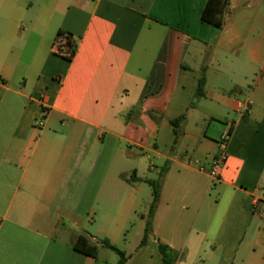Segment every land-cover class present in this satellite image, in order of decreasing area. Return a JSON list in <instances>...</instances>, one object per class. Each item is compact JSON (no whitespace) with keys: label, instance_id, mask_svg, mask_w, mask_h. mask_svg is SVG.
Listing matches in <instances>:
<instances>
[{"label":"crops","instance_id":"0c3cea01","mask_svg":"<svg viewBox=\"0 0 264 264\" xmlns=\"http://www.w3.org/2000/svg\"><path fill=\"white\" fill-rule=\"evenodd\" d=\"M206 1L0 0V264H111L73 248L102 247L93 205L121 204V230L163 169L125 264H163L158 243L173 264H264V0H229L221 28Z\"/></svg>","mask_w":264,"mask_h":264},{"label":"trees","instance_id":"16d2710c","mask_svg":"<svg viewBox=\"0 0 264 264\" xmlns=\"http://www.w3.org/2000/svg\"><path fill=\"white\" fill-rule=\"evenodd\" d=\"M228 7H229V0H207L201 13V19L204 22L210 23L217 28H221L224 23L225 15L228 12ZM203 84H204V79L203 78L199 79L197 89L195 92V95L197 97L202 94ZM182 118L183 117H177L175 121H172V125L174 126L175 123L182 120ZM174 133L175 134L178 133V129H176V125L174 126ZM164 172L165 170L163 169L162 171H160L156 179L146 180V182L151 186L152 198L147 213L145 215H142V217L145 219V225L143 230V236L141 241L139 242V246H142L146 243L147 237L151 231L152 217L154 215L158 200L160 198L161 182ZM135 180L138 179H136L133 176V174H131L128 181H135ZM99 243L100 246L111 249L118 255V260L115 264H125L129 256L124 251L118 249L116 246L111 244L107 238L101 239ZM73 248L85 255L94 258L97 257L98 245L92 242L91 239H89L85 235L81 234L77 237V239L73 243ZM158 250L161 255V260L163 264H173L175 260V256L173 250L170 249L169 246L163 243H158Z\"/></svg>","mask_w":264,"mask_h":264},{"label":"rangeland","instance_id":"374dc122","mask_svg":"<svg viewBox=\"0 0 264 264\" xmlns=\"http://www.w3.org/2000/svg\"><path fill=\"white\" fill-rule=\"evenodd\" d=\"M196 92V91H195ZM186 95L191 97L192 89L190 86H187ZM196 95L192 100L196 102ZM219 123V122H218ZM204 127V125H202ZM210 131V130H209ZM152 178H157L158 174L155 172L149 173ZM148 195H144L142 203L139 205L137 215H130L127 217L125 222L122 225L121 230H117V218L122 214L121 204L115 201H108L99 199L92 209V215L95 213L96 221L92 222L87 221L88 228L86 229L90 234L96 236L98 240L108 238V235L115 239V241L110 242L114 244L118 249L124 251L125 253L129 252L140 240L142 237V220L140 219V214L147 211L149 202L151 199V188L146 186ZM103 228L105 231L101 235L96 233V229ZM90 238V237H89ZM109 239V238H108ZM98 258L101 260H106L111 264H115L118 260V255L111 249L101 247L98 249Z\"/></svg>","mask_w":264,"mask_h":264},{"label":"built area","instance_id":"2783aa9c","mask_svg":"<svg viewBox=\"0 0 264 264\" xmlns=\"http://www.w3.org/2000/svg\"><path fill=\"white\" fill-rule=\"evenodd\" d=\"M75 50L72 37L69 33L58 32L52 40L51 51L58 56L70 58ZM41 119L35 121V126H42ZM231 130L225 129L222 131L218 140V153L213 158L210 167L206 170L203 165L200 166L201 171H206L213 179H217L220 169L226 162V148L230 138Z\"/></svg>","mask_w":264,"mask_h":264}]
</instances>
